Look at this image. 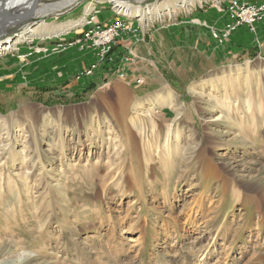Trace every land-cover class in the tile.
I'll return each mask as SVG.
<instances>
[{
  "label": "rangeland",
  "instance_id": "obj_1",
  "mask_svg": "<svg viewBox=\"0 0 264 264\" xmlns=\"http://www.w3.org/2000/svg\"><path fill=\"white\" fill-rule=\"evenodd\" d=\"M126 1L147 6L164 0ZM68 2L35 0L29 16L0 35L2 41L27 27L42 32L0 52V264H264L263 211L250 200H234L216 178L205 181L192 161L193 151L204 146L231 186H264V56L255 50L226 58L214 47L226 48L231 33L241 27L227 29L234 25L231 0H202L189 13L178 11L148 25L157 37L170 35L172 24L183 34L206 37L215 56L197 50L190 56L191 48L175 43L178 36L171 33L166 46L178 56H161L157 47L156 56H148L149 74L140 75L142 86L110 72L83 77L82 70L73 74V86L56 91L51 78L57 57L50 55L64 52L71 42L87 50L80 36L67 40L79 28L69 23L77 25L88 12L87 26L88 18L117 11L114 3L102 0ZM44 4L56 9L31 11ZM239 4L259 13L245 26L252 34L248 44L259 45L253 35L259 24L264 31V0ZM99 5L105 8L95 9ZM61 25L67 28L52 33ZM160 26L167 27L157 31ZM40 53L45 56H30ZM16 71L20 79L13 78ZM90 83L96 88L88 91ZM159 95L171 100L156 104L139 132L131 124L133 106L127 118L114 120L121 106L147 108ZM245 101H250L249 111ZM220 115L226 119L209 123V132L206 121ZM171 125L172 140L165 147ZM121 127L129 129L132 153L122 142ZM209 134L214 147L206 141ZM107 173L115 179H106ZM183 208L193 214L195 232L182 227Z\"/></svg>",
  "mask_w": 264,
  "mask_h": 264
},
{
  "label": "bare ground",
  "instance_id": "obj_2",
  "mask_svg": "<svg viewBox=\"0 0 264 264\" xmlns=\"http://www.w3.org/2000/svg\"><path fill=\"white\" fill-rule=\"evenodd\" d=\"M34 1L35 0H0V35L3 32H5L9 27H11L12 25H15V23L18 22L19 20L28 17L29 11H30L29 8L31 7V5H34ZM73 1H75V0H69L68 3H71ZM102 1H103L102 4H106L105 1L106 2H113L115 4V7H116L118 12L130 15L131 17L138 18L140 20V22L145 26H147V24L152 22V21L163 22L167 18H172L176 14V12H178V11H185L186 13H189L191 11V8L196 3L201 4V2H202V0H164L162 2L154 3L151 5H147V6H140V5H131L126 0H102ZM216 1H218V0H216ZM55 7H56V4H52V5L51 4H44V5L39 6V8L33 7L31 9V11H33L35 13H44L48 9H56ZM23 12H25V13H23ZM26 14H28V15H26ZM74 25H75V23H69L70 27H73ZM66 28H67L66 25H64V26L61 25L56 30L52 31V33H56V34L61 33ZM41 33L42 32L40 30H38L37 27H27L21 33L15 35V37L13 36L12 38L9 37V38H6L2 41L0 40V52H2L3 50L7 51V52L14 50L17 47V45H18L17 43L19 41H22V40L25 41L29 38L36 36V35H40ZM46 34H48V31H46L44 33V35H46ZM20 51H22V52H20ZM24 51H25L24 48L18 50V52H20V54L23 53ZM19 75L20 74L17 72V74H14L13 78L20 79L21 75L20 76ZM242 85H243V83H242ZM243 88H244V86H243ZM247 88H248V86H247ZM157 99H158V100H156L157 103H151L150 106H147V108H145L144 106H141V105H137V104H132V105L129 104L130 106L129 105L121 106L120 111L118 112V115L112 114V116H113L114 120H118V121H120V118H127L125 115V112L128 111L133 106L134 108H136V110L132 113V114H134V116L131 120V122H132L131 124H132V126H134V130H137L139 132V126H140V129L142 127V125H141L142 119H144L145 117H146V119L147 118L150 119V115L155 112L154 110H156L155 109L156 108L155 106H157L156 104L161 106L165 103H168V101L171 100V97H169V95L168 96H160L159 95V97H157ZM244 105H245L246 109L249 111L251 108L250 101H245ZM142 108H145V109L141 112V114H138V113H140L139 110H141ZM224 119H226V117L224 115H220V116H217L215 118L213 117V119L207 120L206 121V129L210 132L211 130H209V128H208L209 123L214 122V121L220 122L221 120L223 121ZM1 124H2V126H4V123H1ZM4 128H6V127H4ZM106 129L110 130L111 126L108 125ZM176 129H178V128H176ZM121 130H123V132H124L123 134H126V136H125L124 140H122V142H123L125 148L127 149V153L129 151L132 153L133 147L130 146L131 143L128 140L130 138V136L128 134L129 129H127V128L124 129L121 127ZM172 131H173V129H172V125H171L170 127H168V129L166 130V133H165V140H164V141H166L164 144L165 147H168L170 140H172V138L169 135L170 133H172ZM227 132H229L230 134L233 135V132H231L230 129ZM109 133H110V131H107L105 134H109ZM234 136H236V135H234ZM135 137H136V135H135ZM235 138H239L240 140H242L241 139L242 136H236ZM178 141H179V135L174 137V143H177ZM206 141L209 143V145L211 147L216 146L214 139H213L211 134L206 136ZM226 144H230V142H228ZM154 147L157 150V147L156 146H154ZM208 149H211V148H208ZM208 152L209 151L207 150V148H204V146H200L195 151H193V153H196V154L194 156V160H192V161H193V163H194V161L196 163V167H197L196 171H197L198 175L202 176V178L205 181H209V180L216 178L217 180L222 182L221 185L223 187L230 188L229 192L231 191V194H232L234 200H237L239 202H245V201L250 200L251 203H253L257 207V209H259L260 211H263V214H264V186H258L254 183H245V184L240 186L241 188L238 187L234 183H233L234 187L231 186V184L228 182L230 179H227L223 176L222 170L220 169V167L218 165H216L215 163H213V161H211V159L208 157V155H207ZM184 159H185V157H184ZM148 161H150V159H146V163ZM193 163L190 162L189 165L193 164ZM106 165L107 164H105V166ZM112 169L113 168L110 167L109 170H112ZM45 175H46V173H45ZM105 178L110 179V180H114L115 176L107 173V174H105ZM230 182L232 183V180H230ZM239 190L242 191V193H240ZM139 196H140V194H139ZM183 210L187 214L185 216V220L182 223V227L185 229V232H187V233H189V231L191 232V230H192V232H195L194 229H196V227H194L195 224H194L193 214H190V210H185V208H183ZM189 227H190V229H189ZM201 260H203V259L201 258L200 261Z\"/></svg>",
  "mask_w": 264,
  "mask_h": 264
},
{
  "label": "crops",
  "instance_id": "obj_3",
  "mask_svg": "<svg viewBox=\"0 0 264 264\" xmlns=\"http://www.w3.org/2000/svg\"><path fill=\"white\" fill-rule=\"evenodd\" d=\"M104 8H105V6H103V8H102V5L95 7V9H104ZM103 13H101V16L95 18L97 22H108L111 19L116 17L115 16L116 14L113 11V9H111V11L106 10L104 13L105 16H102ZM87 14H88V12L83 13L82 17L83 16L84 17L80 18V22L77 23V25H74L75 27L74 26L71 27L73 29L77 28V27H79V28H78V30H74L73 32H71L70 37L67 38V40H71V41L77 40L78 37L81 36V34L86 29H88L89 26L85 25V20H84V18L87 16ZM102 17H105L104 20L101 19ZM223 23L219 22L218 25L221 24V26L223 27ZM171 26H172V30L170 32V35H168V33H166L163 36L161 35V36L157 37L155 35L156 33H154L153 31H149L148 29L145 28L144 29L145 30L144 31L145 36H144L143 40H141L139 42H136L135 40L129 41L128 47L130 48V51L132 52L133 56L135 57V62L133 64H131L129 67L125 68V71H126L125 79H130L133 82V85H135V81L137 79L144 80L143 79L144 74L148 75L149 71H150V69L148 70V66L150 65L151 62H150V58H148V56H156L157 47H160L161 56H178L175 51L171 50V47L169 48V46H166V41H170V42L172 41L171 33L173 35L178 36V40L175 43H178L181 41L182 46L187 45L189 48L192 49V50L190 49V56H196L197 55L196 52L195 53L191 52L193 50L199 51L204 56H211L210 55L211 53H212V56L216 55L215 49L212 52V46L206 37L205 38L201 37L200 39L197 37L195 38V37H193L194 36L193 31H192L191 35L188 34L189 32L187 30H185L184 34H183V32H180L181 30H179V26L177 24L176 25L172 24V25H169L168 27H171ZM165 27H167V26H165ZM165 27L160 26V28H158L156 30L159 31V29H165ZM258 27H259L258 31L255 32V35H253V36H255L256 38H260L258 42H261V43L259 45H249L248 44L247 41H251V35L252 34H250L247 31V28L245 26H241L238 30L231 33V35L229 37V42L226 44L227 45L226 48L224 46L220 47L218 45H216L214 47H216L218 50H221L220 54L222 51H224L226 54H223V56H225L226 58L228 56H229L228 58H231L232 56H239L241 54H248L247 56H249V53L251 51H252L251 53H253V51L255 52V50H257L256 56H257V54L264 56V31H262L263 25L261 26V24H259ZM190 36H192V37H190ZM153 38L155 40H153ZM166 38H168L169 40H166ZM124 41H122L121 42L122 44L117 48L118 51L124 50V44H123ZM162 46L164 48H165V46L168 48L163 49ZM167 49L170 50L169 54L167 53V55H166L165 52L163 54L162 50L167 51ZM230 49L231 50L233 49L234 52L230 53ZM259 49L261 50L260 52H258ZM25 54H27V53H25ZM30 56H45V54H42V53L37 54V55L31 54ZM50 56H56L57 57L56 60H53V63L56 66V69L54 70V73H53L52 78H51V83H52L51 86L54 87L56 89V91H61L63 89L65 91V89L68 88L69 86H73L76 83L75 80L72 79L73 74L80 73L82 70H84L88 66H90L95 60L94 52L92 50L82 49L77 42L73 46L66 49L64 52H62L60 54H53ZM75 60H77L79 62L76 64H73L75 66L73 68H71V62H74ZM54 65L52 64V68H54ZM140 75H143V76L141 77ZM142 85H140V86H142Z\"/></svg>",
  "mask_w": 264,
  "mask_h": 264
},
{
  "label": "built area",
  "instance_id": "obj_4",
  "mask_svg": "<svg viewBox=\"0 0 264 264\" xmlns=\"http://www.w3.org/2000/svg\"><path fill=\"white\" fill-rule=\"evenodd\" d=\"M239 6V0H231L230 6L228 7V12H235L231 16L234 19V25L230 24L227 26L230 32L235 31V28L238 26H249L253 24L256 17L259 16V13L251 12V10H248V7L240 8ZM115 14L116 17L108 22H95L96 17L94 16L88 18L86 21L89 27L81 34L80 44H83L87 50L94 52L95 60L81 72V76L88 77L94 72H99L100 78H102L110 72L114 73L119 79H125V68L134 63V56L128 47V43L130 40H135L136 42L143 40L145 36L144 29H148V25L151 22L145 26L138 18L117 11ZM224 32L227 33L225 30ZM216 35V33H212L213 38ZM223 36V39H225L226 34ZM122 41H124V50L118 51L117 48L122 44ZM71 46L72 42L69 44V47ZM142 84V79L135 81V85L140 86Z\"/></svg>",
  "mask_w": 264,
  "mask_h": 264
},
{
  "label": "trees",
  "instance_id": "obj_5",
  "mask_svg": "<svg viewBox=\"0 0 264 264\" xmlns=\"http://www.w3.org/2000/svg\"><path fill=\"white\" fill-rule=\"evenodd\" d=\"M106 80H104V82H105ZM88 91H91V90H93V89H95L96 88V85H94V84H92V83H90V84H88ZM83 95L84 94H82V95H79V96H75L77 99H82L83 98Z\"/></svg>",
  "mask_w": 264,
  "mask_h": 264
},
{
  "label": "water",
  "instance_id": "obj_6",
  "mask_svg": "<svg viewBox=\"0 0 264 264\" xmlns=\"http://www.w3.org/2000/svg\"><path fill=\"white\" fill-rule=\"evenodd\" d=\"M111 3H113V2H111ZM114 6H115V4H114Z\"/></svg>",
  "mask_w": 264,
  "mask_h": 264
}]
</instances>
